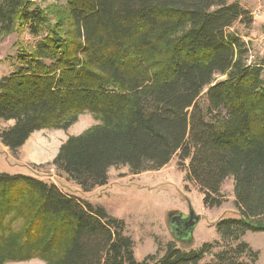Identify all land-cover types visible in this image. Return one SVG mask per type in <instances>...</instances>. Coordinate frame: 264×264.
Masks as SVG:
<instances>
[{"label": "trees", "instance_id": "obj_1", "mask_svg": "<svg viewBox=\"0 0 264 264\" xmlns=\"http://www.w3.org/2000/svg\"><path fill=\"white\" fill-rule=\"evenodd\" d=\"M51 1L0 0V36L33 38L0 78V122L13 121L1 144L15 152L87 112L96 123L51 162L82 192L110 167L138 174L176 156L206 208L231 177L238 217L197 249L168 241L139 261L123 219L53 182L0 173V264H254L242 236L264 233V55L235 28L250 12L239 0Z\"/></svg>", "mask_w": 264, "mask_h": 264}, {"label": "rangeland", "instance_id": "obj_2", "mask_svg": "<svg viewBox=\"0 0 264 264\" xmlns=\"http://www.w3.org/2000/svg\"><path fill=\"white\" fill-rule=\"evenodd\" d=\"M42 7L51 0H35ZM252 16V15H251ZM253 20V18H252ZM239 33L243 29L235 25ZM33 38L24 29L8 35L0 36V78L9 75L14 69V56L20 46H32ZM253 50V49H252ZM253 53L256 52L253 50ZM205 91V89H204ZM96 121L90 113H82L67 129L43 128L34 131L25 143L15 152H11L0 142V173L9 175L22 174L53 182L64 192L74 194L83 192L69 181L64 174L51 164L59 146L70 135H78L94 125ZM13 121H1L0 129L12 125ZM187 164V162H186ZM109 189L98 190L88 196L92 203L102 206L109 214L123 219L125 234L134 243V255L142 260L146 255L156 252L158 245L164 246L168 241L180 242L171 234L166 223L170 210H178L184 215L189 205L194 210L202 208L203 217L194 230L192 249L199 248L204 242L218 238L214 225L221 218L238 217L234 204L233 180L226 178L220 188L224 198L219 207L203 206L202 194L198 187L189 181L184 169L177 165L174 156L168 164L155 171H144L131 174L127 166L119 165L108 169ZM90 190V191H92ZM253 250L258 251V259L254 264H264V233L247 231L242 236ZM210 259L206 256L203 262ZM5 264H46L38 259L28 261L7 262Z\"/></svg>", "mask_w": 264, "mask_h": 264}, {"label": "crops", "instance_id": "obj_3", "mask_svg": "<svg viewBox=\"0 0 264 264\" xmlns=\"http://www.w3.org/2000/svg\"><path fill=\"white\" fill-rule=\"evenodd\" d=\"M239 2L241 3V5L244 8H246L250 12V14L252 15V18H253V21L249 25V27L244 28L243 25H241L243 32L240 34L245 41H249L251 43V47L256 52V54L264 55V0H260V1L259 0H239ZM257 7L260 8L259 13H257V15H253V13ZM108 180H109V177H108ZM111 185H113V184L106 183L103 186L96 187L95 190L96 189L101 190V189H105V188L109 189L111 187ZM93 192H94V190L89 191V192H83L82 195L78 192H75V193L77 196H79L85 200H88L89 202L92 203V200L86 195L89 193H93ZM96 203L97 202H95V203L93 202L92 204H96ZM201 210H202V208H199L198 211L193 209L195 214L200 216V220L198 221V223L201 221V219L203 217ZM197 224H196V226H197ZM194 230H195V228H194ZM194 230H193L192 236H194Z\"/></svg>", "mask_w": 264, "mask_h": 264}, {"label": "water", "instance_id": "obj_4", "mask_svg": "<svg viewBox=\"0 0 264 264\" xmlns=\"http://www.w3.org/2000/svg\"><path fill=\"white\" fill-rule=\"evenodd\" d=\"M177 214L178 221H171L170 216L172 214ZM185 215L178 210H170L166 217V223L171 234L180 242V244H184L187 247L191 246L193 243V230L200 220V216L195 214L192 207L189 205L188 207V215Z\"/></svg>", "mask_w": 264, "mask_h": 264}, {"label": "flooded vegetation", "instance_id": "obj_5", "mask_svg": "<svg viewBox=\"0 0 264 264\" xmlns=\"http://www.w3.org/2000/svg\"><path fill=\"white\" fill-rule=\"evenodd\" d=\"M188 215V213L184 216V217H186ZM170 219H171V221H178L177 220V214L175 213V214H172L171 216H170Z\"/></svg>", "mask_w": 264, "mask_h": 264}, {"label": "built area", "instance_id": "obj_6", "mask_svg": "<svg viewBox=\"0 0 264 264\" xmlns=\"http://www.w3.org/2000/svg\"><path fill=\"white\" fill-rule=\"evenodd\" d=\"M260 1V0H259ZM259 7L256 8V10L254 11L253 15H257V13H259Z\"/></svg>", "mask_w": 264, "mask_h": 264}]
</instances>
